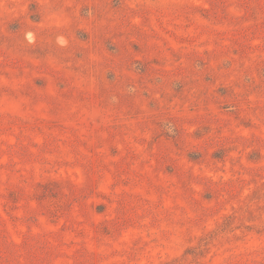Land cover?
Instances as JSON below:
<instances>
[{
  "label": "rangeland",
  "instance_id": "rangeland-1",
  "mask_svg": "<svg viewBox=\"0 0 264 264\" xmlns=\"http://www.w3.org/2000/svg\"><path fill=\"white\" fill-rule=\"evenodd\" d=\"M0 264H264V0H0Z\"/></svg>",
  "mask_w": 264,
  "mask_h": 264
}]
</instances>
